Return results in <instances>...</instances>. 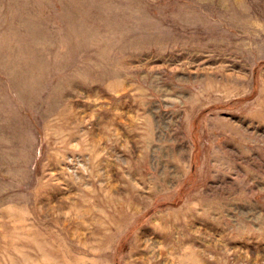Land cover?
<instances>
[{
	"label": "rangeland",
	"instance_id": "1",
	"mask_svg": "<svg viewBox=\"0 0 264 264\" xmlns=\"http://www.w3.org/2000/svg\"><path fill=\"white\" fill-rule=\"evenodd\" d=\"M0 264H264V0H0Z\"/></svg>",
	"mask_w": 264,
	"mask_h": 264
}]
</instances>
